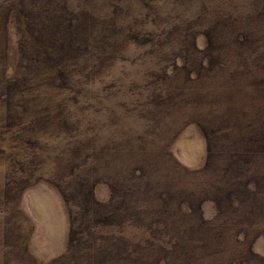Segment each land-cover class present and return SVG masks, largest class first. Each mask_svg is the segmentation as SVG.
<instances>
[{
    "label": "rangeland",
    "instance_id": "374dc122",
    "mask_svg": "<svg viewBox=\"0 0 264 264\" xmlns=\"http://www.w3.org/2000/svg\"><path fill=\"white\" fill-rule=\"evenodd\" d=\"M1 22L0 264L261 262L264 0H0Z\"/></svg>",
    "mask_w": 264,
    "mask_h": 264
},
{
    "label": "trees",
    "instance_id": "16d2710c",
    "mask_svg": "<svg viewBox=\"0 0 264 264\" xmlns=\"http://www.w3.org/2000/svg\"><path fill=\"white\" fill-rule=\"evenodd\" d=\"M0 30H2L3 32H5V33H7L6 32V30L4 29V27H3V25H2V22L0 23ZM1 35H3V34H1L0 33V68H2V67H4V62H5V60H6V58H7V48H5L6 46V44H5V42H4V35H3V39L1 38ZM224 37H226L227 38V36H224ZM237 42H241V41H234V43H237ZM48 49L49 50H51V51H55V48H53V47H48ZM43 52H45V51H43ZM207 57H206V59H207V61H204V62H206V63H203V64H206L205 66H203L204 68H205V70H207V71H210L211 70V68H210V63L209 62H211V55H209V54H207L206 55ZM225 67V64L224 63H221L220 65H219V67H218V69H220V70H222L223 68ZM52 70H54V68L53 67H47V71L46 72H48V71H52ZM88 72L90 71V70H94L93 69V65H88L87 66V69H86ZM0 78H1V81L3 80V74H2V70H0ZM7 81H9V80H7ZM1 87H2V82H1ZM5 88H6V86L3 88V90H5ZM1 89V88H0ZM206 116L208 117L209 116V114H206ZM211 117H208V119H210ZM219 130H221L220 128H216L215 130H212V129H208V127H204L203 128V125H202V132L204 133V136H205V138H206V144H207V146H206V150H207V156H206V162H205V165H204V167H207L208 165H207V163H209V159H210V157H211V149H212V147L213 146H215V141H216V133H217V131H219ZM209 134H210V136H212V137H209ZM218 135V134H217ZM219 137V136H218ZM240 142V141H239ZM239 142H233V141H231V142H229V144H231V147H232V150H233V157L234 158H236L237 157V153L234 151V149H236V148H238V146H239ZM205 169V168H204ZM230 171H231V166L229 165V168H228ZM131 171V173H130V179H131V177H133L132 178V182L133 183H144V174L148 171V170H146V169H144V168H139V166L137 165V166H135V167H132L130 170H129V172ZM236 174V173H235ZM226 176H227V174H226ZM226 176L224 175V180H226L225 178H226ZM130 179H129V181H130ZM236 185V181H234V182H232V184H231V186L230 187H234ZM108 186H109V191H110V196L108 197V200L105 202L106 204L107 203H109V202H112V201H114L113 199H115L114 198V194L116 193V190H117V188L116 187H114L113 185H109L108 184ZM242 186H243V189H245V192L247 193V195L248 194H250L251 196L253 195H255V197H259V196H261L262 198L264 197V189H262V188H264V187H261L260 186V184H259V181H257L255 178H253V179H250V180H248L247 182H245L244 184H242ZM237 194H239V192L236 190V189H233V188H231V189H229V190H227L224 194H223V196L222 197H216V199H213V202H214V204L216 205V206H218V213H222L223 214V212H224V210L226 211L227 209L225 208V206H229V204L230 203H232L236 198H238L239 196L237 195ZM91 196H92V191H91ZM160 197V196H159ZM85 198V197H84ZM161 198V197H160ZM89 200V199H88ZM89 201H92L95 205H96V207H97V205H100L101 204V202H99L98 200H96V199H94V197L92 196V198L89 200ZM184 202H186V204L187 205H189V203L187 202V201H184ZM229 203V204H228ZM96 207H94V208H92V207H89L88 209V211H87V213L91 216V212H93V211H95V209H96ZM258 207H259V205L257 206V204L255 203L254 204V206H252V207H250L249 209H248V212H251V213H256V210L258 209ZM225 215V214H224ZM216 216H218V217H221V216H223V215H216ZM253 218V217H252ZM231 222H232V220H231ZM201 223V225H203L204 227H207V222H200ZM225 223V222H224ZM106 224H110V222H106ZM232 225H233V223H231ZM228 231H231L230 229H227V227H226V223L224 224V228H223V231L219 234V237H221L225 232H227L228 233ZM54 261H56V260H54ZM53 261V262H54ZM261 262L259 263L258 261H256V260H251V261H246V262H244V260H243V262L242 263H240V262H236V264H253V263H258V264H264V258L262 259L261 258V260H260Z\"/></svg>",
    "mask_w": 264,
    "mask_h": 264
}]
</instances>
